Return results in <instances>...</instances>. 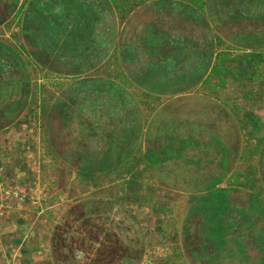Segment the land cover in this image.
Here are the masks:
<instances>
[{
	"label": "rangeland",
	"instance_id": "374dc122",
	"mask_svg": "<svg viewBox=\"0 0 264 264\" xmlns=\"http://www.w3.org/2000/svg\"><path fill=\"white\" fill-rule=\"evenodd\" d=\"M0 185L58 264H264V0H0Z\"/></svg>",
	"mask_w": 264,
	"mask_h": 264
},
{
	"label": "crops",
	"instance_id": "0c3cea01",
	"mask_svg": "<svg viewBox=\"0 0 264 264\" xmlns=\"http://www.w3.org/2000/svg\"><path fill=\"white\" fill-rule=\"evenodd\" d=\"M19 194L15 188L11 190L0 185V264H58L54 261L56 257L53 255V226L56 221L41 220L32 215V212H22V218L15 216V212L10 216L9 211H14L11 210L13 205L11 207V203L6 199L14 198ZM32 197L34 198L33 195ZM17 205H20V202ZM45 210L47 209L41 207L37 214ZM76 255L82 259L86 256V252L80 250ZM160 258L158 253L147 252L143 261L136 264H159ZM131 259L135 261V258ZM123 264H135V262L132 263L126 258Z\"/></svg>",
	"mask_w": 264,
	"mask_h": 264
},
{
	"label": "trees",
	"instance_id": "16d2710c",
	"mask_svg": "<svg viewBox=\"0 0 264 264\" xmlns=\"http://www.w3.org/2000/svg\"><path fill=\"white\" fill-rule=\"evenodd\" d=\"M64 10L65 6L61 4V12ZM185 146L181 147L185 148ZM177 151H180V148H177ZM170 157L171 156L165 157L164 159L159 158L157 160H149L148 163L157 165L163 160L167 161ZM230 198V188L228 186L221 185L220 182H214L209 186L205 193L202 194V204L200 205L198 203V206L201 208L200 214L205 218V233H207V235H210L207 238V242L216 247H220L221 249L229 250V256H232L237 252L235 250L229 249L231 244L230 236H232L236 232H231L230 230H228V227H231L232 225L231 223H228L229 226H227L228 221H226L224 217L229 206ZM255 211L257 212L258 210ZM240 242L242 244H239L238 242L237 245L241 247V245L244 244L243 241Z\"/></svg>",
	"mask_w": 264,
	"mask_h": 264
}]
</instances>
